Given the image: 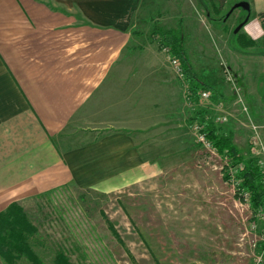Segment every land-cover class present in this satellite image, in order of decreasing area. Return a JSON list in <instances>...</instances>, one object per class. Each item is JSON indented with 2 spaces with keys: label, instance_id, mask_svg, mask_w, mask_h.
Instances as JSON below:
<instances>
[{
  "label": "crops",
  "instance_id": "obj_1",
  "mask_svg": "<svg viewBox=\"0 0 264 264\" xmlns=\"http://www.w3.org/2000/svg\"><path fill=\"white\" fill-rule=\"evenodd\" d=\"M157 2L0 0V213L70 185L110 194L159 174L158 129L170 130L190 105L186 82L146 32L165 17L184 47V27L211 21L188 0L155 13ZM245 2L238 33L255 46L244 57L264 60V0ZM215 31L236 63L230 30Z\"/></svg>",
  "mask_w": 264,
  "mask_h": 264
},
{
  "label": "rangeland",
  "instance_id": "obj_2",
  "mask_svg": "<svg viewBox=\"0 0 264 264\" xmlns=\"http://www.w3.org/2000/svg\"><path fill=\"white\" fill-rule=\"evenodd\" d=\"M157 1L155 13L163 12L167 0ZM240 2L245 0H226L223 11L216 13V0L213 4L188 0L190 11L203 12L202 16L209 13L211 21L204 25L196 19L193 26L182 30L190 68L200 83L217 89L223 99H198L197 106L190 105L186 118L170 130L158 129L159 153L164 155L159 157L156 177L117 193L70 185L17 203L37 228L31 244L44 264H51L58 252L73 264H253L264 250L260 239L264 220L255 217L242 192L237 193V181L232 170L227 172L226 161L204 150L192 131L196 111L205 110V117L221 133L232 135L241 156L252 155L251 125L258 128L264 146V60L252 61L244 57L250 50H237L240 47L233 32L247 16L243 9H233ZM157 19L146 35L161 52L165 46L160 34L170 31L168 27L180 31L176 23H165V17ZM215 20L230 30L227 47L237 50L238 63L219 51L223 46L227 53V42L218 41ZM244 94L249 101L243 102ZM219 116L226 121L217 123ZM179 140L184 141L182 145ZM105 218L121 243L108 230ZM0 264L5 263L0 259Z\"/></svg>",
  "mask_w": 264,
  "mask_h": 264
},
{
  "label": "trees",
  "instance_id": "obj_3",
  "mask_svg": "<svg viewBox=\"0 0 264 264\" xmlns=\"http://www.w3.org/2000/svg\"><path fill=\"white\" fill-rule=\"evenodd\" d=\"M216 13L222 11L226 0H216ZM212 4L215 0H210ZM163 38V46L170 49V53L180 63L186 82L185 97L191 106L198 105V90L211 93L212 100H216V93L211 87L200 83L188 63L183 47V39L180 32L168 31L160 34ZM236 42L240 48H253L255 43L239 33L235 35ZM264 104V96L262 97ZM204 111H196L193 121L203 127V132L212 143L220 158L226 161V170L233 171L234 179L237 181V193L247 194V205L252 214L264 218V173L258 167L256 159L249 153V157L241 156L232 142L230 133L223 134L204 115ZM225 179H228L226 175ZM108 230L112 233L118 243L121 238L115 231L112 223L105 218ZM37 234V228L30 222L27 215L17 203H12L0 213V259L5 264H44L37 252L33 249L31 242ZM51 264H73L62 252L53 255Z\"/></svg>",
  "mask_w": 264,
  "mask_h": 264
},
{
  "label": "built area",
  "instance_id": "obj_4",
  "mask_svg": "<svg viewBox=\"0 0 264 264\" xmlns=\"http://www.w3.org/2000/svg\"><path fill=\"white\" fill-rule=\"evenodd\" d=\"M161 52L165 55L166 60L171 70L173 71V74L176 76V78L179 81L185 82V75H184L183 69L179 61L174 56H172V54L170 53V49L168 47H163L161 49ZM198 99H200V101H203V102H209L212 100L211 93L208 91L202 90L198 93ZM239 104L242 105V111L246 113V107L244 106L241 100H239ZM218 106L219 104L216 107ZM215 121L217 123H224L226 121V118L223 116H219V117H216ZM250 128H251L250 142H251L252 150H253L252 156L256 159L258 167L264 173V146L261 142L258 128L254 125H251ZM192 131L195 135L196 142L204 150L212 154H217L212 143L208 140L206 134L203 132V127L199 123L196 122L193 124ZM232 183L234 184V181H232ZM242 198L244 200V203L247 204L248 197L246 193L242 192ZM259 217H261L264 220L262 216H259ZM260 239L264 241V230H263V233H261L260 235ZM263 256H264V250L263 251L260 250L257 256H255V260L253 264H263L264 263Z\"/></svg>",
  "mask_w": 264,
  "mask_h": 264
},
{
  "label": "water",
  "instance_id": "obj_5",
  "mask_svg": "<svg viewBox=\"0 0 264 264\" xmlns=\"http://www.w3.org/2000/svg\"><path fill=\"white\" fill-rule=\"evenodd\" d=\"M236 8H241L243 9L244 11L248 12L249 11V5L246 3V2H240L238 3L237 5L234 6L233 9H236ZM247 19H245L243 21V23H241L235 30H234V34H237L240 29L243 27V25L246 23Z\"/></svg>",
  "mask_w": 264,
  "mask_h": 264
}]
</instances>
